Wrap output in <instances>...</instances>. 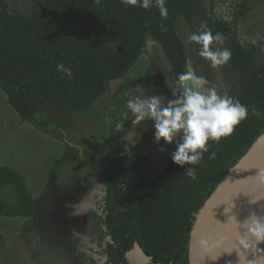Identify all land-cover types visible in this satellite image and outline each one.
I'll use <instances>...</instances> for the list:
<instances>
[{
	"label": "trees",
	"instance_id": "1",
	"mask_svg": "<svg viewBox=\"0 0 264 264\" xmlns=\"http://www.w3.org/2000/svg\"><path fill=\"white\" fill-rule=\"evenodd\" d=\"M166 7L165 18L155 6L145 10L121 0H0V91L20 122L47 133L57 122L41 112H63L78 124L89 122L108 96L110 82L118 81L116 111L106 112L94 134L97 168L92 156L85 155L90 152L82 150L90 168L86 179L95 178L104 195L103 208L91 222L111 236L117 260L124 261L137 243L150 264H188L195 214L264 133V0H167ZM201 24L225 36L232 57L224 66L211 68L198 55L199 46L186 39ZM149 41L159 46L174 81L188 60L194 71L196 64H204L222 84L221 94L248 108L247 118L230 136L209 141V151L192 166L195 180L187 176L188 166L176 165L170 154L158 169L160 159L135 153L141 143L127 141L126 101L139 85L147 87V95L173 99L162 81L153 84L144 76L127 75ZM61 63L72 70V79L57 71ZM35 211L24 174L0 165V222L30 219ZM5 246L0 231V252Z\"/></svg>",
	"mask_w": 264,
	"mask_h": 264
},
{
	"label": "rangeland",
	"instance_id": "2",
	"mask_svg": "<svg viewBox=\"0 0 264 264\" xmlns=\"http://www.w3.org/2000/svg\"><path fill=\"white\" fill-rule=\"evenodd\" d=\"M195 69L197 75L208 80L209 86H215L220 94L223 92L218 77L210 72L206 65L196 64ZM127 75L130 79L134 76H144L153 84L162 81L170 90L174 87L166 60L159 46L152 41L148 42L147 52L140 57ZM166 79L168 83H165ZM111 82L108 96L89 122L78 124L63 112L51 110L41 112L43 116L53 118L57 122L56 127H52L47 133L20 122L15 112L8 106L5 95L0 91V165H8L24 174L34 199L40 197L49 174L53 173L54 176L60 174L63 182L72 183L74 178L77 180L90 170L86 161L84 162L82 150L90 152L85 155L92 156L91 165L96 168L99 166V153L96 151L94 134H98L97 127H101V123L104 124L106 112L115 113L116 104L120 101L119 91L116 89L118 81ZM132 119L131 113L125 115V125L130 131L127 141L129 144L140 142L141 149H133L135 153L145 151L152 158L160 159L156 164L160 169L164 162L161 160L162 157L171 154L174 145H165L163 141L160 144L155 143L151 122L146 121L137 125L132 123ZM161 147L165 149L163 152L158 150ZM29 223V219H6L0 222V231L6 239L5 249L0 252V264H46L42 253L29 242L31 238L29 230H32V224Z\"/></svg>",
	"mask_w": 264,
	"mask_h": 264
},
{
	"label": "clouds",
	"instance_id": "3",
	"mask_svg": "<svg viewBox=\"0 0 264 264\" xmlns=\"http://www.w3.org/2000/svg\"><path fill=\"white\" fill-rule=\"evenodd\" d=\"M121 3L145 10L155 6L161 17L168 15L167 0H121ZM161 30H164L163 27ZM225 39L222 33L213 34L204 24L187 37L188 42L199 46L198 55L213 69L224 66L232 57L231 49L224 47ZM251 43L255 44L256 40L253 39ZM57 71L69 79L73 78L72 70L62 63L57 64ZM165 83H168L167 79ZM140 92L147 95V89L142 85H139L137 93ZM172 96L173 99H166L162 95L152 94L141 99L140 95H135L134 99L128 98L126 108L132 114V123L151 122L155 143L163 141L165 145H175L170 154L171 160L181 167L187 165V176L195 180L196 171L192 166L198 165L203 154L209 151V141L219 143L222 138L230 136L235 127L247 118L248 108L233 96L220 94L215 86H209L208 80L193 70L191 60L186 62L185 71L177 74ZM120 127L117 125L118 129ZM158 150L163 152L165 149L161 147ZM214 157L215 153L212 152L210 158ZM232 220L238 233V245L246 248L247 237L254 239L257 245L264 243V215L252 213L243 223L235 215ZM241 228L244 230L242 235L239 234ZM218 245L219 241L213 246Z\"/></svg>",
	"mask_w": 264,
	"mask_h": 264
},
{
	"label": "water",
	"instance_id": "4",
	"mask_svg": "<svg viewBox=\"0 0 264 264\" xmlns=\"http://www.w3.org/2000/svg\"><path fill=\"white\" fill-rule=\"evenodd\" d=\"M135 95L139 94H132L129 98L134 99ZM140 98L147 97L142 93ZM53 179L52 175L36 214L38 229H48L51 239L43 245L39 238V245L49 264H76L69 252L73 245L64 238V232L67 233L71 226L85 224V209L62 212L57 206L50 211L48 205L55 198ZM252 213L264 215V133L228 170L195 214L188 241V264H264V243L257 245L254 239L247 237L248 246L245 248L237 242L238 233L232 217L235 215L243 223ZM72 216V225L60 226L63 221H71ZM85 231L88 235L89 228ZM243 231L241 228L239 234L242 235ZM72 236H79L76 228ZM217 241L219 245L213 246ZM125 259L129 264L151 263V258L137 243L125 254Z\"/></svg>",
	"mask_w": 264,
	"mask_h": 264
},
{
	"label": "flooded vegetation",
	"instance_id": "5",
	"mask_svg": "<svg viewBox=\"0 0 264 264\" xmlns=\"http://www.w3.org/2000/svg\"><path fill=\"white\" fill-rule=\"evenodd\" d=\"M142 93L144 92L135 94L140 95ZM49 175L51 176L53 175V173ZM86 177L87 172L83 173L81 178L77 180L74 178L72 180V183L63 182V177L61 178L60 174L58 176H54L53 179L55 198L49 204L50 206L48 205L50 211H53L57 206L59 207L58 210H62V212H67L72 209H75L76 211H79L82 208L85 209V211L83 212L85 216L83 218V221L85 222V224L81 227H76V225L71 226V228L66 230L67 233L64 232V238L69 240L68 242L73 245L71 248L69 247V252L76 264H129L125 259V255L124 261H122L121 259L117 260L119 258V252L117 251V246L111 239V236L105 233L106 230L103 227H101L99 230L95 229L91 222V217H93V214H100V211L103 208L104 195L101 190L102 185L95 178L86 179ZM47 183L41 190L40 197L38 199H35L36 211L34 216L29 219V224H32V230H29V233L31 235V238H29V242L34 246L36 250L40 251L43 256L44 253L39 245V238L41 239V243L43 245H47L51 237L49 238V234L47 233L48 229L44 228L42 231L38 229L36 224V214L38 205L44 198ZM73 218V216L70 217L71 221H63L60 226L66 227L68 225H72L74 223V221L72 220ZM75 228L79 234L78 237L72 236V232ZM86 228H89L88 235H86ZM68 236H71V238H69ZM44 258L46 264H49L45 256ZM115 260L117 261L115 262Z\"/></svg>",
	"mask_w": 264,
	"mask_h": 264
}]
</instances>
